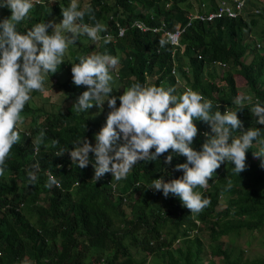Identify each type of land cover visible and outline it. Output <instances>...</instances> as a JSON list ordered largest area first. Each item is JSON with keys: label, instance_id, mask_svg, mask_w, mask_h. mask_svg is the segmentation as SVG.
<instances>
[{"label": "trees", "instance_id": "trees-1", "mask_svg": "<svg viewBox=\"0 0 264 264\" xmlns=\"http://www.w3.org/2000/svg\"><path fill=\"white\" fill-rule=\"evenodd\" d=\"M66 1L51 2L53 14L62 17L61 8L67 6ZM190 1L90 0L83 8L85 16L79 23L94 25L98 21L106 26V31L96 44L87 41L71 49L57 71L79 63L82 57L109 54L119 58L115 66L117 74L110 69L112 95L117 98L135 83L171 87L175 89L173 94H183L185 90L174 84L169 73L173 48L159 35L132 27L131 22L142 19L156 25L163 20L172 28L176 22H185V13L192 8ZM170 2L172 4L166 6ZM250 2L259 13L249 20L225 18L210 24L195 21L182 36L184 50L182 53L176 50L175 58L185 84L210 100L213 112L218 107L222 114L226 108L239 111L238 119L244 130L258 128L263 136L264 125L256 123L251 107L257 101L264 105V51L255 47L259 40L254 38L258 36L264 41V0ZM211 3L213 5V1ZM31 12L28 24L19 25L21 32L27 26L49 22L45 3L34 4ZM93 16L95 20L91 19ZM116 22L124 27L123 35L105 43L106 32L117 36ZM251 26L258 31L247 34L250 31L246 29L253 31ZM250 36L253 37L249 40ZM192 51H197L201 58ZM247 56H251L249 61ZM214 61L226 62L227 69L218 74ZM183 65L188 72L183 70ZM154 67L158 79L148 84L147 74ZM233 72L245 79L246 90L252 97L251 102L242 106L234 103L238 96V78ZM58 86L68 98V106L46 113L48 130L37 159L31 156V137L22 133L5 161V177H0V205L23 202L26 208L23 211L0 209V264H100L101 258L113 264H205L208 256L209 260H216L210 261L211 264H264V259L244 260L243 249L237 242L244 232L254 230L262 233L264 239V167H261L264 157L253 155L260 147L257 141L247 150L246 169L239 175L234 165L225 161L213 174L207 188L196 189L210 200L209 206L198 214H191L178 197L169 194L165 198L162 191L151 188L154 179L163 177L168 182L183 175L176 170V165L186 163V158L171 150L155 161H138L127 177L120 180L123 185L119 191L126 197L123 202L122 196L114 197L102 179L97 182L93 179L92 163L80 169L77 163L72 164L67 152L58 156L61 149L70 152L81 138H91L96 125L88 116L91 108L87 112L72 111L73 104L87 87L76 86L72 74ZM194 123L198 134L192 147L200 151L205 142L204 133L211 131L201 121ZM239 131H233L232 136L238 138ZM54 140L59 143L53 145ZM169 154L173 159L171 164H166L164 161ZM89 159L94 161V154L89 153ZM45 170L55 176L62 188L53 185L45 191L48 179ZM30 172L37 177L34 184L29 181ZM9 173L14 176H8ZM105 176L112 177L110 173ZM40 192L48 193L49 210L32 226V206ZM44 217L40 222L42 232H38L34 227ZM203 232L208 238L206 247L200 235ZM178 238L179 242L175 243ZM224 243L229 247H224ZM134 254L140 257L137 259Z\"/></svg>", "mask_w": 264, "mask_h": 264}, {"label": "clouds", "instance_id": "clouds-1", "mask_svg": "<svg viewBox=\"0 0 264 264\" xmlns=\"http://www.w3.org/2000/svg\"><path fill=\"white\" fill-rule=\"evenodd\" d=\"M250 1L191 0L192 8L185 13V22H176L172 28H169L163 20L159 24L151 25L142 19H134L131 22L132 27L141 32L159 35L163 42L173 48L169 73L174 78V84L181 86L185 92L175 95L173 94L175 89L171 87L166 89L163 86L135 83L126 88L117 98L112 95L113 76L110 74V69L116 73L118 57L109 54H92L80 58L79 63L68 65L71 67V73L69 67L57 71L58 66L63 63V56L69 44L74 45L80 35H87L88 41L94 45L101 39V33L106 31V26L98 21L94 25L79 23L84 19L83 8L87 2L79 5L77 0H71L70 4V0H67V6L61 8L63 17L61 24L38 23L33 27L27 26L26 30L21 32L18 27L21 23L28 24L33 5L45 3V1L0 0V177H5L6 158L13 146L21 139L22 133L32 139L33 160L37 159L41 150L40 145L44 143L48 125L46 116L43 114L46 115L49 110H46L43 105H35L36 101H33L29 107H25L29 101H32L31 93L44 91L43 85L47 74L53 77L59 73H64L65 77L72 74V80L76 86H85L88 89L77 98L72 111L87 112L88 109H95L97 106L102 108L105 102L110 111L106 125L100 131V123H95L94 146L89 140L81 138L70 152L69 149H61L58 156L67 152L72 164L77 163L80 169L92 163L93 179L96 182L102 179L111 189L114 197L122 196L123 202H126L125 195L119 191L123 185L120 180L127 177L138 161H155L171 150L172 153L186 158V163L176 165V170L182 171L183 175L168 182H165L163 177L154 179L151 188L158 192L162 191L165 198L169 194L178 197L191 214L202 212L209 206L210 200L203 197L202 193L196 189L207 188L209 180L225 161L234 165V171L238 175L244 171L246 152L252 147L254 140L260 147L258 151L253 152V155L258 158L264 157V135L262 136L258 128L250 127L244 130L242 121L238 119L239 111L226 108L222 114L218 107L213 112L211 101L193 91L194 89L183 81L175 53L176 50L183 52L184 44L181 38L195 21L210 24L225 18L232 20L243 17L249 20L254 14H258L259 9ZM167 4L169 3H166V6ZM87 10L90 12V7ZM91 19L95 20V17ZM260 22H262L261 19ZM115 25L117 36L106 32L103 38L105 43L110 40L115 41L117 37L123 35L124 27L118 22ZM49 28L53 29L51 34L48 32ZM246 30L251 32L250 29ZM66 33H71L72 36L68 37ZM255 47L258 50L263 48L260 43L255 44ZM192 52L194 56L201 58L197 51ZM213 63L218 74H222L228 67L226 62L214 61ZM182 68L188 72L187 66L183 65ZM156 69L154 67L153 71L147 74L148 84H153L158 79ZM233 75L239 74L233 72ZM58 83H55V86L60 90L63 99L68 101ZM237 90L238 96L234 101L237 106L251 102V95H241L239 87ZM46 99L47 102L48 97ZM117 99H119V107H117ZM65 106H68V103L62 107ZM93 111L96 112V110ZM251 112L256 117V123L264 125V105L257 101L251 107ZM88 116L94 121L91 110L88 111ZM194 121L207 124L211 131L210 134L204 133L205 142L200 151L192 147L194 138L198 134ZM238 129L241 130L240 135L234 138L232 132ZM121 141H123L122 144H119ZM58 143V141H52L53 145ZM152 149L155 151L153 152ZM89 153L94 154V161H90ZM172 159L173 156L169 154L164 162L171 164ZM261 167H264V161ZM108 173L112 177L105 176ZM45 174L48 176L45 191L53 185L62 188L49 170H45ZM28 175L30 183L34 184L37 180L36 175L31 172ZM8 176H14V174L9 173ZM38 196L32 206L33 215L30 221L32 226L41 214L49 210V202L46 200L48 193L40 192ZM40 201H45L46 205H42ZM10 208L23 211L26 207L23 202L16 204L6 202L0 205L2 211ZM44 219L45 217L40 219L34 227L38 232H42L40 222ZM179 240V238L175 240V243ZM100 264L113 263H108L106 259L101 258Z\"/></svg>", "mask_w": 264, "mask_h": 264}, {"label": "rangeland", "instance_id": "rangeland-1", "mask_svg": "<svg viewBox=\"0 0 264 264\" xmlns=\"http://www.w3.org/2000/svg\"><path fill=\"white\" fill-rule=\"evenodd\" d=\"M54 0H48L47 2H45L46 5V10L49 14V22L54 23L55 25H59L62 23L63 17H60L56 14H53V10L51 9V2H53ZM90 0H77V3L79 5L84 4V3H88ZM71 3V0L69 2V4ZM172 3L170 2L169 4H167V6H170ZM250 6H252L250 4ZM249 10V9H248ZM248 12V11H247ZM264 18V17H263ZM43 23V22H42ZM258 31V29L253 27V31L251 32H247V34H253L254 31ZM53 31L52 28L48 29L49 34H51V32ZM66 35L68 37H71L72 34L71 33H66ZM254 36V35H253ZM250 36L249 40L253 37ZM255 40H259V43L261 44V46H264V41L261 40V38H259L258 36L254 37ZM89 40L87 35H80L76 41L75 44H69L65 54H64V58L66 56L69 55V51L71 49H77L80 46H82L83 44H85L87 41ZM248 40V41H249ZM89 43H91L90 41H88ZM254 44V43H253ZM258 47V46H257ZM259 48V47H258ZM260 51L263 52V48L261 47L259 49ZM251 56H249L247 58V60H250ZM69 71L71 73V67H69ZM65 78V74L64 73H59L58 75H56L55 77L53 76H49L48 74L45 76V80H44V91H33L31 93V99L32 101H29L25 107H29L32 102H35V105H43L44 108L46 110H53V111H58L59 109H61V107L68 103L67 100L63 99L60 90L57 89V87L55 86V83L60 82L61 80H63ZM238 81V87L240 90V94L241 95H250L249 92L246 90L247 86H246V82L245 79L241 76H237ZM46 97H48V101L46 102ZM93 110H96L93 111ZM91 111L93 112V117H94V121L95 123H100L99 125V131L100 129L106 125V119H107V115L108 112L110 111L108 109L107 106V102L104 103L103 107H99L97 106L95 109H91ZM43 116H46L45 114H43ZM83 139H87L90 141V143L94 146L95 145V136H92L91 138H83ZM42 205H46L45 201H40ZM223 205V204H220ZM221 207V206H220ZM219 208V207H218ZM256 230L253 231V233H249V232H244L242 235H240L237 238V242L240 245V248L243 249V259H264V239L261 238L262 233L259 232H255ZM255 232V233H254ZM203 239H204V246L206 247V244L208 242V238L206 236V233L203 232L200 234ZM224 247H229V244L224 243ZM134 256L138 259L140 257V254H134ZM141 257H143V254H141ZM93 258V257H92ZM214 259V258H213ZM215 262L216 260H209V256L207 257V259L205 260V264H211V262ZM147 264V263H146ZM149 264V263H148Z\"/></svg>", "mask_w": 264, "mask_h": 264}]
</instances>
